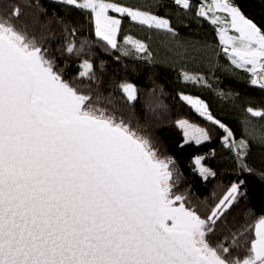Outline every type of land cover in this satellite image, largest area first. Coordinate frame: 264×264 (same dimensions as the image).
<instances>
[{
	"label": "snow or ice",
	"instance_id": "obj_1",
	"mask_svg": "<svg viewBox=\"0 0 264 264\" xmlns=\"http://www.w3.org/2000/svg\"><path fill=\"white\" fill-rule=\"evenodd\" d=\"M172 2L211 24L220 53L250 75L251 85L264 90V21L250 18L236 0ZM54 3L90 13L96 36L125 55L131 46L152 58L142 40L126 36L121 46L117 37L123 18L177 35L171 19L140 7L113 0ZM21 15L19 4L9 13L0 11V264H264V216L234 226L252 233L243 257L236 254V237L226 245L218 229L240 199L249 196L245 180L232 182L201 212L187 194L175 190V160L161 155L139 124L94 106L92 95L77 82L94 77L90 60L83 61L78 77L69 76L45 37L16 23ZM52 15L63 23L57 13ZM65 31L71 37L77 30L65 25ZM84 49L85 42L77 47L74 39L67 40L68 53L79 55ZM180 76L211 87L200 73L181 70ZM120 88L129 102L137 99L134 85ZM179 96L223 130V146L233 152L238 169L252 173L249 139L237 138L199 96ZM246 112L264 118V108L249 106ZM175 124L183 134L181 147L212 139L207 128L187 119ZM244 133L264 144V130L257 134L246 122ZM204 160L194 158L197 170L205 179L215 177Z\"/></svg>",
	"mask_w": 264,
	"mask_h": 264
},
{
	"label": "trees",
	"instance_id": "obj_2",
	"mask_svg": "<svg viewBox=\"0 0 264 264\" xmlns=\"http://www.w3.org/2000/svg\"><path fill=\"white\" fill-rule=\"evenodd\" d=\"M126 6L151 10L155 14L167 16L176 28L174 37L161 31L149 30L123 18L118 41L125 46V37L131 36L149 45L151 59L128 47V54L111 49L95 34L91 15L76 9L58 6L54 0H0V11L9 13L14 5L21 6L22 15L16 23L25 25L37 36L45 37V44L60 69L69 76L78 77L85 59L93 64L94 77L83 78V90L91 94L94 106L109 113L139 124L159 148L161 155L175 160L176 191L188 195L190 203L201 212L214 205L232 182L245 180L249 196L241 198L218 226L219 232L230 245L233 236L237 239L236 254L246 255L251 231H237L234 226L250 224L259 216H264V144L252 140L244 133L245 123L255 133L264 130V118L253 117L246 112L264 108V90L249 83L250 75L235 69L220 53L219 41L214 27L206 20L195 17L194 12H184L172 0H113ZM242 10L257 22L264 21V3L261 0H236ZM39 5V7H37ZM40 9H46L41 12ZM53 13L63 19L57 23ZM45 25L47 27H45ZM75 28L74 36L65 31ZM74 39L79 47L85 42V49L79 55L66 51L67 40ZM181 70L203 75L208 86L185 82ZM132 84L136 88L137 99L129 102L120 88L121 84ZM199 96L208 102L212 114L227 124L237 138L249 139L250 152L247 163L252 173L241 172L233 152L223 146V130L207 122L180 99L179 93ZM224 93L220 95L219 93ZM187 119L209 130L210 141L200 145L183 144L182 131L176 126L178 119ZM196 156H205L203 163L217 173L205 179L197 170ZM251 209V214L246 213ZM243 214L244 220L239 217Z\"/></svg>",
	"mask_w": 264,
	"mask_h": 264
},
{
	"label": "rangeland",
	"instance_id": "obj_3",
	"mask_svg": "<svg viewBox=\"0 0 264 264\" xmlns=\"http://www.w3.org/2000/svg\"><path fill=\"white\" fill-rule=\"evenodd\" d=\"M194 3H199V0H194ZM110 15H118V14H116V13H114V12H110L109 13ZM189 121V120H188ZM191 122V121H190ZM192 123V122H191ZM193 124H195V123H193ZM196 125H198V124H196ZM200 126V125H199ZM202 127V126H201Z\"/></svg>",
	"mask_w": 264,
	"mask_h": 264
}]
</instances>
